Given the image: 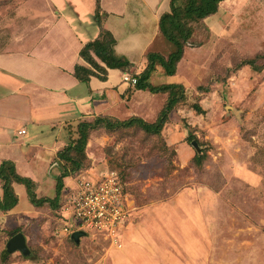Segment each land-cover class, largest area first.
<instances>
[{
    "label": "rangeland",
    "instance_id": "1",
    "mask_svg": "<svg viewBox=\"0 0 264 264\" xmlns=\"http://www.w3.org/2000/svg\"><path fill=\"white\" fill-rule=\"evenodd\" d=\"M25 1L0 0V51L13 32L18 45L27 43L29 15H18ZM191 25L195 35L179 63L186 103L159 134L138 126L91 130L84 167L64 178L58 205L0 215V264H264V0H224L217 14ZM168 46L157 52L167 58ZM248 59L257 67L238 66ZM50 164L51 178H37L38 197L54 199L68 165ZM111 170L128 189L129 219L114 236L87 233L77 242L56 233L76 178ZM16 230L26 254L8 250Z\"/></svg>",
    "mask_w": 264,
    "mask_h": 264
},
{
    "label": "crops",
    "instance_id": "2",
    "mask_svg": "<svg viewBox=\"0 0 264 264\" xmlns=\"http://www.w3.org/2000/svg\"><path fill=\"white\" fill-rule=\"evenodd\" d=\"M98 9L101 24L96 19ZM170 11L171 0L25 1L18 15H29V24L22 28L27 43L18 45V35L13 32L11 42L0 51V166L12 161L17 174L36 184L40 176L50 174L51 178L50 163L68 144L69 125L96 116L126 120L123 115L155 122L167 94L123 82L126 72L120 69L108 68L106 80L92 76L88 83L79 81L74 72L77 64L89 65L80 51L99 37L103 27L116 39V54L132 63L128 73L140 75L148 65L149 53L169 47L160 31V19ZM160 69L151 77L152 83L159 77L162 80L155 85L182 83L179 64L175 76L164 77ZM13 186L18 205L0 215H20L22 207L38 208L29 200L24 184L14 182ZM36 186L39 195L38 183Z\"/></svg>",
    "mask_w": 264,
    "mask_h": 264
},
{
    "label": "trees",
    "instance_id": "3",
    "mask_svg": "<svg viewBox=\"0 0 264 264\" xmlns=\"http://www.w3.org/2000/svg\"><path fill=\"white\" fill-rule=\"evenodd\" d=\"M224 0H171V11L164 13L160 19V31L164 39L173 46V50L166 58L158 52L148 54V65L145 70L138 75L137 89L148 90L152 93L167 94L166 103L161 110L155 122H147L141 117H130L126 120H119L108 116H99L94 122H79L75 137V127L73 124L67 127L68 144L58 152V158L64 161L67 169L61 176L56 178V196L54 199L47 197H38L34 189V182L29 177H24L16 173L15 164L12 161H4L0 166V180L2 182L3 196L0 198V211H9L14 209L19 202L18 195L15 192L13 183L24 184L27 190L29 200L36 207H42L47 203L58 205L63 193L65 183L64 178L71 173L77 172L84 167L86 159V147L90 137V131L98 127H105L108 130L138 126L149 133L159 134L169 121L171 113L178 107L186 103L188 95L186 87L182 83H169L155 85L151 82L152 75L160 68L167 76H175L178 64L182 61L186 44L190 38L195 35V26L204 22L206 18L214 15L219 10V5ZM180 4V5H178ZM184 4V6H181ZM96 19L101 24L102 15L97 10ZM116 39L114 35L105 28H101L100 35L93 41L84 45L80 51V56L89 65L77 64L74 76L81 82L88 83L92 76L102 80L107 79L108 68L120 69L128 72L132 63L128 58L119 56L115 52ZM104 63L106 66L102 65ZM257 67L255 60H242L238 66ZM193 109L198 113H205V110L198 104L193 105ZM84 163V164H83ZM119 174V173H118ZM120 175V174H119ZM121 179V177H120ZM124 184L123 180L121 179ZM125 185V184H124ZM125 191L128 189L125 186ZM16 230L12 236L19 233Z\"/></svg>",
    "mask_w": 264,
    "mask_h": 264
},
{
    "label": "built area",
    "instance_id": "4",
    "mask_svg": "<svg viewBox=\"0 0 264 264\" xmlns=\"http://www.w3.org/2000/svg\"><path fill=\"white\" fill-rule=\"evenodd\" d=\"M122 80L136 85L138 77L126 72ZM87 175L83 180L76 178V186L64 195L63 204L68 215L57 222L56 233L71 237L76 232L114 236L118 227L130 217L129 193L114 170L94 177Z\"/></svg>",
    "mask_w": 264,
    "mask_h": 264
},
{
    "label": "water",
    "instance_id": "5",
    "mask_svg": "<svg viewBox=\"0 0 264 264\" xmlns=\"http://www.w3.org/2000/svg\"><path fill=\"white\" fill-rule=\"evenodd\" d=\"M195 144H197V142H195ZM83 235H84L83 232H76L73 234V238L78 242L80 241V237ZM8 250L10 252L15 251V250H20L24 254L28 253L29 248L26 243L25 235L21 232L14 235L10 240V243L8 245Z\"/></svg>",
    "mask_w": 264,
    "mask_h": 264
}]
</instances>
